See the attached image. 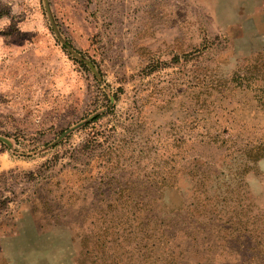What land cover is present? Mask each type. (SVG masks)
Listing matches in <instances>:
<instances>
[{"label": "rangeland", "instance_id": "374dc122", "mask_svg": "<svg viewBox=\"0 0 264 264\" xmlns=\"http://www.w3.org/2000/svg\"><path fill=\"white\" fill-rule=\"evenodd\" d=\"M208 133L264 135V0H0V264L264 243V158L239 187Z\"/></svg>", "mask_w": 264, "mask_h": 264}, {"label": "trees", "instance_id": "16d2710c", "mask_svg": "<svg viewBox=\"0 0 264 264\" xmlns=\"http://www.w3.org/2000/svg\"><path fill=\"white\" fill-rule=\"evenodd\" d=\"M191 119L195 125L200 123L196 117ZM208 134L209 136L207 138L209 143L221 141L220 144L230 142L232 143V146H236V141L234 139L237 138L243 141L244 146H241L240 149L230 152L231 154L226 155L227 157L225 156V158L222 159L223 166L230 165L228 168L229 171L232 169L231 167L234 166L232 161H238L235 163L236 167L235 171L233 172L234 175L229 178V181L237 180L238 185L239 183L243 182L245 175L250 169L253 168L251 164H255L264 158V135H248V137L245 138V133H240L238 135L239 137L233 136L229 133L225 135L220 133ZM234 155L236 156L234 157ZM230 157L231 162H226L227 158ZM201 184L204 185L203 182H201ZM206 199L207 198H205V200ZM205 200L202 201L204 205H206ZM124 202L127 201L125 200ZM140 202L141 201L136 199L130 203V206L133 205L132 208L136 210ZM239 208L242 209L241 207ZM205 209L206 208H204L205 214H207L205 217H207L209 220L213 219V214L219 212L216 204L213 205L212 209ZM193 216L195 217L196 215ZM150 218L151 215H147L146 223L150 220ZM157 220L158 219H156V221ZM231 221L237 226H242V228H233V231H231V226L226 225L224 230L225 232H228V234L221 241H215L214 243H211L209 240L201 238L199 235L193 233L194 231H198V229H195L193 232L189 229L182 231L181 236H183V234H188L187 236L185 235V238H183V240H186L184 241L186 243H178V239L181 237L178 235V233L181 231L174 228V225H167L168 230L165 232L167 239L166 243L170 242L171 240L173 242H177L178 245L175 246V249H178L179 251L177 253L174 252L173 255L171 253L170 259L167 260L165 264H264V243L253 242L254 231H249L247 223L244 221L242 222V219L239 216L237 219L231 218ZM260 226H262V232L259 234V236L260 241H262V238L264 237V225L260 224ZM80 261V264L85 263V261ZM99 264L114 263L100 261ZM115 264L121 263L117 260Z\"/></svg>", "mask_w": 264, "mask_h": 264}, {"label": "clouds", "instance_id": "9594fccd", "mask_svg": "<svg viewBox=\"0 0 264 264\" xmlns=\"http://www.w3.org/2000/svg\"><path fill=\"white\" fill-rule=\"evenodd\" d=\"M259 163H260L261 166H264V161H261V162H259ZM246 179H247V178H246ZM255 186H256V178L253 177V178H252V181L250 182V187L255 188Z\"/></svg>", "mask_w": 264, "mask_h": 264}]
</instances>
